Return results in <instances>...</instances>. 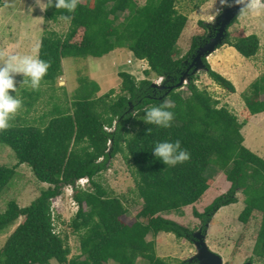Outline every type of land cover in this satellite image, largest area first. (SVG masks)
<instances>
[{
  "label": "trees",
  "instance_id": "obj_1",
  "mask_svg": "<svg viewBox=\"0 0 264 264\" xmlns=\"http://www.w3.org/2000/svg\"><path fill=\"white\" fill-rule=\"evenodd\" d=\"M177 1L146 0L140 4L137 0H79L73 12L55 7L45 11L48 20L58 21L65 15L71 19L65 35L48 31L42 37L39 58L50 62L42 83L55 87L67 57H104L118 48L146 60L149 69L142 80L128 71L120 72L124 94L117 99L112 97L114 90L95 98L93 94L100 90L97 84L93 92L76 98L71 108L57 105L44 126L28 124L27 120L17 124L11 121L9 129L0 131V142L10 146L18 159L13 167L0 164V196L22 164L48 186L27 206L11 200L6 210H0V230L14 226L23 217L0 250V264H50L54 259L60 264H137L140 259L148 264H198L188 259L170 263L159 256L157 241L149 240V235L157 237L166 232L192 241L195 231L164 214L182 213L202 199L215 183L216 178L209 174L211 166L225 173L230 188L203 211L193 207V216L201 219V227L206 229L221 208L239 201L237 194L242 192L245 207L240 220L247 223L254 211L263 213L253 254L264 261V157L245 145V123L228 105H220V99L197 85V74L190 77L188 96L177 88L166 94L167 90L154 88L149 79L154 72L167 85H176L208 30H216L214 21H199L205 35L194 37L188 53L178 57V43L188 17L178 9ZM3 3L0 0V7ZM81 29L82 39L76 41ZM224 44L235 47L246 58L260 50L256 34L242 33L231 39L228 33ZM204 62L215 83L236 92L232 80L215 70L207 58ZM248 90L242 96L251 115L264 113V75ZM23 92L29 108L43 95L41 89ZM163 100L173 104L172 126L163 129L145 123L129 136L134 112ZM177 139L191 154L187 162L170 167L154 157L155 142ZM118 153L125 155L144 201L131 224L123 219L128 214L124 201L97 179ZM83 178L90 187L78 183ZM68 187L78 205L70 228L79 236L81 250L80 255L70 258L72 248L66 235L57 230L53 211V200Z\"/></svg>",
  "mask_w": 264,
  "mask_h": 264
},
{
  "label": "rangeland",
  "instance_id": "obj_2",
  "mask_svg": "<svg viewBox=\"0 0 264 264\" xmlns=\"http://www.w3.org/2000/svg\"><path fill=\"white\" fill-rule=\"evenodd\" d=\"M137 1L140 4L146 2V0ZM3 2L5 3V0ZM14 2L16 4L15 9H8L4 6L0 7V61L7 54L13 52L18 54H32L39 57L40 44L45 32L56 31L61 35H65L69 30L70 22L68 20L59 19L58 21H52L46 19V10L42 11L36 5L35 0H14ZM225 6L221 5L220 0L177 1L178 9L188 17V23L178 43V57L188 53L194 37L202 38L205 35V28L202 27L199 21H214ZM247 16L239 15L232 26L228 28V33L231 39L237 38L242 33L258 35L260 38V50L258 54L252 58L245 57L247 60L243 62L241 61L242 58L240 55L228 48L230 45L224 44L207 58L208 61L212 58L210 62L214 63V60L218 61L222 57L225 60L224 62H227L235 68V70H230L228 64V68L224 65L222 67L221 65H215L219 67L220 73L225 77L229 78L233 75L234 80L229 79L233 81L236 87L235 93L237 94H233L236 99L232 100L230 104L226 102L231 92L229 93L225 90V92H222L217 83L214 81L210 82V77L206 71L196 73V77L198 78L196 83L200 88H206L213 96L220 99V105H228L232 112L238 116L239 120L245 123L242 130L246 139L245 145L264 157V113L251 115L242 96L250 88L251 84L264 75V13L254 16L253 20L251 19L243 25L247 20L243 23L240 20L243 21ZM82 35L83 29L79 31L75 40L80 41ZM130 58L134 59L135 57L129 53V50L119 48L104 57L65 58L63 61V75L58 79L54 88L48 84L41 83L39 89L43 91V95L34 103L33 108H29L25 104L28 96H25L23 92V89L29 91H32V89L23 85L20 87L23 82V76L17 75L15 78L17 81L16 87L18 94L23 99V107L13 118V123H24V120H27L28 124L44 126L52 118L51 111L57 105L64 108H71L76 98L85 92H93L97 84L100 90L98 92L99 94L96 92L93 94L95 98L114 90L112 97L117 99L120 95L124 94L120 72H132L134 73L132 75L137 80H142L147 77L145 75V70L149 69L147 63L134 61L131 64L128 63ZM253 63L259 70L252 68ZM143 67H146L144 72H142ZM156 77L157 74L151 72L149 79L155 81L157 80ZM248 78L255 80L250 83ZM182 85L177 90L181 91L184 96H188L190 94V90L187 87L188 83ZM246 85H249V87L246 88ZM237 88L240 89V92H237ZM221 89L224 88L221 87ZM12 94L14 95V93ZM144 110L134 112V118L129 124L131 131L129 136H132L134 132L146 123L143 120V117L146 115ZM44 115H47V117L43 120ZM123 148L125 149V145ZM17 162L18 159L14 150L10 146L0 142V164L13 167ZM108 167L97 179L111 194L119 196L124 201L128 209V214L123 219L131 224L136 221L137 213L144 204L137 190L133 170L128 165L127 160H125V155L122 153H118L112 158L109 161ZM211 167L209 174L216 178L215 183L211 187L213 188L212 192L207 196L206 193L211 189L209 188L197 204L187 207L182 213H166L164 214L165 217L178 221L192 231H196L201 227V219L193 216V207H196L199 211H203L217 196L223 194L230 188V183L225 173L219 169H211ZM16 171L17 173L14 179L0 196L1 211L7 209L8 203L11 200H16L21 206L29 205L39 196L42 189L48 187L47 184L37 179L27 164L20 165ZM80 184L87 188L90 187L88 181ZM237 195L239 201L221 208L209 223L208 244L213 251L219 253L224 258L225 264H244L248 261H252V264H264V261L258 259L253 254V248L261 227L263 213L256 210L247 223L241 221L239 216L245 207V195L242 192H239ZM73 196L74 191L69 187L64 189L62 195L53 200V211L56 216L55 223L57 230L62 231L66 235L67 241L72 248L69 258L80 255L81 253L79 236L73 233L70 228V221L78 210V205L73 199ZM21 221H23V217L14 226L0 230V250L5 246L8 237ZM152 239H156L157 241L159 256L165 258L170 263L187 260L196 252L195 244L192 241L187 238L179 239L173 233L161 232L157 237L149 235V240ZM50 264L60 263L54 259ZM137 264H148V262L140 259Z\"/></svg>",
  "mask_w": 264,
  "mask_h": 264
},
{
  "label": "clouds",
  "instance_id": "obj_3",
  "mask_svg": "<svg viewBox=\"0 0 264 264\" xmlns=\"http://www.w3.org/2000/svg\"><path fill=\"white\" fill-rule=\"evenodd\" d=\"M35 2L42 11L50 7H55L56 9L73 12L79 4V0H46V2L44 0H35ZM220 3L221 5L230 6L229 0H220ZM235 3L242 5L239 15L258 16L264 13V0H235ZM3 6L8 9H15L16 4L14 0H5ZM63 19L69 20L71 17L65 15ZM134 59L136 60V58ZM143 61L148 65L146 60ZM49 67V61L32 54H18L13 52L7 54L0 61V131L7 130L11 127V121L23 107V99L18 94L16 87V76H23V82L20 87L23 85L37 91L41 87L43 79L48 74ZM172 107V102L163 100L157 105L146 108L144 110L146 115L143 117V120L149 125L168 129L172 126L175 118V113L170 110ZM152 153L155 158L170 167L187 162L191 155L186 148L182 147L179 139L155 142ZM84 181H88V179L83 178L78 183L80 184Z\"/></svg>",
  "mask_w": 264,
  "mask_h": 264
},
{
  "label": "water",
  "instance_id": "obj_4",
  "mask_svg": "<svg viewBox=\"0 0 264 264\" xmlns=\"http://www.w3.org/2000/svg\"><path fill=\"white\" fill-rule=\"evenodd\" d=\"M229 5H226L220 15L214 20L217 25L214 34L199 45L196 52L192 55L191 61L187 62L189 66L182 72L178 84L169 86L164 83V78L161 77L159 82H152L154 88L167 90L166 94H168L171 90L182 87V84H187L192 74L206 71L204 59L215 53L220 45H224L229 32L228 28L240 14L242 5L236 4L235 0H230ZM161 99H163V96ZM207 226L206 229L200 228L191 234V240L195 244L196 252L188 261L189 263L198 264H225L224 258L213 251L208 244L207 236L210 224H207ZM245 264H252V262L248 261Z\"/></svg>",
  "mask_w": 264,
  "mask_h": 264
},
{
  "label": "crops",
  "instance_id": "obj_5",
  "mask_svg": "<svg viewBox=\"0 0 264 264\" xmlns=\"http://www.w3.org/2000/svg\"><path fill=\"white\" fill-rule=\"evenodd\" d=\"M243 16V15H242ZM253 20L254 19V16H252V15H248L246 18H244L243 19V21H241L240 20V22L241 23H243V22H245L246 20V22L245 23H243V25L244 24H246V23H248V21L249 20ZM238 24H239V21H238ZM228 48H230L231 50H233L236 54H238V55H240L241 56V58H242V60L241 61H243V62H246V60L247 59H245V57L243 56L242 57V55L234 48V47H232V46H230V47H228ZM114 51H116V50H114ZM113 51V52H114ZM129 53L132 55V52L131 51H129ZM221 59L220 60H218V61H216V60H214V63H212V62H210V61H212V58L211 59H209L210 61V63H211V65L213 66V68L214 69H216V70H218L219 72H220V70H219V67H217V66H215V65H221V67L224 65L226 68H228V65H229V69L230 70H235V68L232 66V65H230V64H228L227 62H224L225 60L222 58V57H220ZM136 61L137 62H139L140 60L139 59H137L136 58ZM221 62V63H220ZM146 63V62H145ZM249 63V62H248ZM228 64V65H227ZM253 66H252V68L253 69H257V70H259L258 68H257V66L256 65H254V63L252 64ZM237 74V73H236ZM260 76V75H259ZM229 78H231V79H233L234 80V78H233V75H232V77H229ZM257 78V77H256ZM255 79H249L248 78V81H250V83H252L253 81H254ZM210 82H213V80L210 78ZM249 87V85H246V88H248ZM219 89L220 90H222V92H225V91H227V90H225V89H221V87H219ZM225 90V91H224ZM99 92V91H98ZM97 92V93H98ZM237 92H240V89L239 88H237ZM230 93V92H229ZM242 93V92H241ZM99 94V93H98ZM231 95L228 97V99L226 100V102H228L229 104L231 103V101L232 100H235L236 98H234V96H233V94H237V93H230ZM264 98V97H263Z\"/></svg>",
  "mask_w": 264,
  "mask_h": 264
},
{
  "label": "built area",
  "instance_id": "obj_6",
  "mask_svg": "<svg viewBox=\"0 0 264 264\" xmlns=\"http://www.w3.org/2000/svg\"><path fill=\"white\" fill-rule=\"evenodd\" d=\"M134 61L137 62L135 59L130 58V59L128 60V63L133 64ZM140 61L144 62L143 60H140ZM140 61H139V62H140ZM143 68H144V69H143V71H144V70L146 69V67H143ZM143 71H142V72H143ZM160 79H161V77H160L159 79L155 80V81H156V82H159ZM70 189H72V188H70Z\"/></svg>",
  "mask_w": 264,
  "mask_h": 264
},
{
  "label": "flooded vegetation",
  "instance_id": "obj_7",
  "mask_svg": "<svg viewBox=\"0 0 264 264\" xmlns=\"http://www.w3.org/2000/svg\"><path fill=\"white\" fill-rule=\"evenodd\" d=\"M213 34H214L213 31L208 30V32H207V37H206V38L208 39V38H209L211 35H213ZM206 38L202 41V43L206 40ZM202 43H201V44H202ZM188 66H189V63H188V65H187V67H188ZM161 90H162V89H161ZM245 263H246V262H245ZM245 263H244V264H245Z\"/></svg>",
  "mask_w": 264,
  "mask_h": 264
}]
</instances>
